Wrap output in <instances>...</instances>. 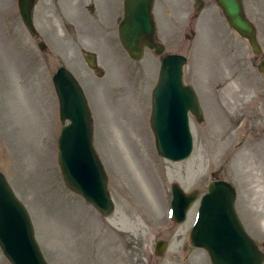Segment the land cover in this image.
I'll return each instance as SVG.
<instances>
[{
    "label": "rangeland",
    "instance_id": "374dc122",
    "mask_svg": "<svg viewBox=\"0 0 264 264\" xmlns=\"http://www.w3.org/2000/svg\"><path fill=\"white\" fill-rule=\"evenodd\" d=\"M196 1L155 0L152 9L155 38L164 55L186 59L183 82L203 115L201 122L190 118L191 156L173 163L159 157L149 124L163 55L145 49L133 61L122 49L115 22L123 0H35L39 38L24 27L17 0H0V173L27 210L47 264H210L201 249L181 250L196 203L184 223L174 224L168 218L172 184L202 194L212 181L228 182L247 235L254 240L264 231V192L255 179L260 175L264 186V76L256 69L264 59V0H243L262 49L258 57L213 0H201L195 12ZM104 7L115 13L109 32L94 17ZM86 53L98 56L99 70L90 69ZM60 67L88 104L92 144L114 208L107 217L63 183L57 147L67 123L60 122L52 84ZM218 144L226 148L220 154ZM254 150L257 170L246 163ZM195 165L202 166L197 175ZM159 240L170 244L160 257ZM0 264H9L1 250Z\"/></svg>",
    "mask_w": 264,
    "mask_h": 264
},
{
    "label": "water",
    "instance_id": "95a60500",
    "mask_svg": "<svg viewBox=\"0 0 264 264\" xmlns=\"http://www.w3.org/2000/svg\"><path fill=\"white\" fill-rule=\"evenodd\" d=\"M228 25L248 41L253 54L261 50L253 24L243 13L241 0H214ZM32 0H19L18 10L29 33L35 35L31 21ZM153 0H124V18L119 25V40L132 60L143 57L144 47L164 52L153 42L151 16ZM43 48V47H42ZM92 65L91 60L87 59ZM186 59L166 55L161 61L157 85L152 91L150 128L158 155L177 163L189 158L193 148L189 114L202 121L201 108L194 90L183 83L182 68ZM264 75V60L257 66ZM63 126L58 139V166L64 184L80 195L103 216L113 211L106 189L107 177L92 146L89 109L84 94L73 76L60 68L53 77ZM171 217L176 223L185 220L196 193L185 195L172 185ZM235 192L223 181L211 182L200 200L197 220L190 243L204 249L211 264H262L264 255L247 235L234 209ZM166 243L158 242L160 256ZM0 249L10 264H47L34 238L31 221L23 205L15 198L0 173Z\"/></svg>",
    "mask_w": 264,
    "mask_h": 264
},
{
    "label": "flooded vegetation",
    "instance_id": "af4514ba",
    "mask_svg": "<svg viewBox=\"0 0 264 264\" xmlns=\"http://www.w3.org/2000/svg\"><path fill=\"white\" fill-rule=\"evenodd\" d=\"M198 1V0H197ZM200 1V0H199ZM244 3V2H243ZM34 4H35V0H34ZM114 15V13L113 12H111L110 14H106L105 12H104V9H99L98 8V11L95 13L94 12V17H95V19L98 21V25H100V26H103L104 28H105V30H107V32H109V31H111L112 30V23H110V22H112V18L111 17H109V16H113ZM122 16H123V12H122ZM122 19V18H121ZM121 19L119 20V21H117V22H115L116 23V25H117V30H118V25H119V23L121 22ZM114 20V19H113ZM35 25V24H34ZM36 28V27H35ZM37 29V28H36ZM38 32V31H37ZM39 32L37 33V36L36 37H34V38H39ZM154 41L155 42H158L157 40H156V38H154ZM41 42L42 41H40V42H38L37 43V46H39V44H41ZM260 60H262V59H260ZM94 69H96V68H94ZM96 70H99V69H96ZM201 106V105H200ZM201 110H202V108H201ZM193 118L194 120H196V117H194V116H190V118ZM233 186V185H232ZM207 187H208V185L206 186V189H207ZM233 189H234V191H235V202L234 203H236V200H237V193H236V189H235V187L233 186ZM200 193H198V197H200ZM235 209H236V205H235ZM262 223L263 222H260V226L262 225ZM262 227V226H261ZM263 228V230H264V227H262ZM187 236H188V234H187ZM255 240V242H256V244H257V246H258V248H259V250L262 252V254L264 255V231L262 232V234L261 233H259V234H257V238L256 239H254ZM157 244V243H156ZM156 244H155V247H156ZM169 243H167V247H169ZM193 248L187 243V242H184L183 244H182V246H181V250L183 251V252H185V253H189L191 250H192ZM154 250H155V248H154ZM263 264H264V262H263Z\"/></svg>",
    "mask_w": 264,
    "mask_h": 264
},
{
    "label": "bare ground",
    "instance_id": "6f19581e",
    "mask_svg": "<svg viewBox=\"0 0 264 264\" xmlns=\"http://www.w3.org/2000/svg\"><path fill=\"white\" fill-rule=\"evenodd\" d=\"M102 9H104V12L106 13V14H110L111 12H113V9L112 8H109V9H107L106 7H104V8H102ZM216 151H217V153L218 154H220L221 153V151H224V150H226V148L225 147H223V145L222 144H218L217 146H216ZM256 151L254 150V151H252L251 153H252V155H250V154H247L246 155V157L247 156H250V159H249V157H247L248 159H246V163H247V165L248 166H250V168H252V170H257L258 169V165H257V163L253 160V155H254V153H255ZM241 165H244V163H243V161L241 162ZM202 166H200V165H195L194 166V169H193V175H197L198 173H199V171H200V168H201ZM258 178V182H259V184H258V186L261 188V186L263 187V192H264V186L262 185V183L263 182H261V181H263V179H262V177L260 176V175H258L257 174V177L255 178V179H257ZM260 192V191H259ZM262 227H264V221H263V223H262V225H261Z\"/></svg>",
    "mask_w": 264,
    "mask_h": 264
}]
</instances>
